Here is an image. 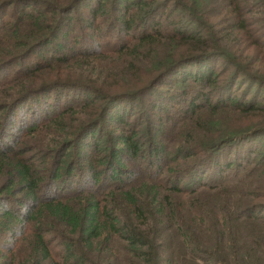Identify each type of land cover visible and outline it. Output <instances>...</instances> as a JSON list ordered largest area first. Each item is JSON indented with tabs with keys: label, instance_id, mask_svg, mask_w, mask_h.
Instances as JSON below:
<instances>
[{
	"label": "trees",
	"instance_id": "1",
	"mask_svg": "<svg viewBox=\"0 0 264 264\" xmlns=\"http://www.w3.org/2000/svg\"><path fill=\"white\" fill-rule=\"evenodd\" d=\"M16 8L0 264H264V0H0Z\"/></svg>",
	"mask_w": 264,
	"mask_h": 264
},
{
	"label": "rangeland",
	"instance_id": "2",
	"mask_svg": "<svg viewBox=\"0 0 264 264\" xmlns=\"http://www.w3.org/2000/svg\"><path fill=\"white\" fill-rule=\"evenodd\" d=\"M17 10H19V9H8V10H6V11H4V12H2L1 13V15H0V17L2 18V22L0 23V28H1V26H2V24L3 23H5L6 21H8L13 15H15V13L17 12ZM75 15H81V17H83L82 16V14L80 13V11H77V12H75L74 14H73V18L75 17ZM159 19H161V22L164 20L163 19V17L162 18H159ZM159 19H157L156 21H158ZM171 19H175V17H173V18H171ZM163 23V22H162ZM81 25V24H80ZM75 30H77V25H76V23H72V25H71V28L70 29H67L66 30V33L68 34V36H67V38L69 39V42L71 41V39H72V37H73V32L75 33ZM117 32L115 31L114 33H112V35H111V39H114L115 38V34H116ZM133 32H130V34H128L127 36H125V39H128L129 37H130V35L132 34ZM124 38V37H123ZM85 45H86V43L85 44H79L77 47H76V49L77 50H79V49H81L82 47H85ZM82 46V47H81ZM70 47H73V45H72V43L70 42V44L68 43V49L70 48ZM52 49V47L51 46H48L47 48H43V49H41V50H39L38 52H36V53H34V54H32V56L29 58V60H28V62H27V65L28 64H30V63H33V62H35V61H37V59L39 58V57H42V56H48L49 54H48V51L49 50H51ZM59 51L58 50H55V51H53L49 56H53V55H58L59 53H58ZM17 70V68H12V69H9V70H7V71H3V73L1 74V79L2 80H4V79H10V77L12 76V74L15 72ZM65 96V98H66V95H64ZM55 97H53L52 95L50 96V98H48V99H46L45 101H46V103H47V101L48 102H53V101H55ZM139 105V104H138ZM27 107V106H26ZM169 110V109H168ZM170 111V110H169ZM52 116V115H51ZM50 116V117H51ZM174 115H170L169 116V118H170V120H173L174 119V117H173ZM50 117H45V119H48V118H50ZM24 137V136H23ZM22 137V138H23ZM26 139V138H25ZM54 252H57L58 251V248L57 247H55L54 249ZM55 258H56V256H55Z\"/></svg>",
	"mask_w": 264,
	"mask_h": 264
}]
</instances>
